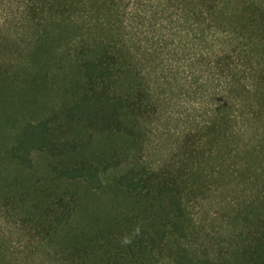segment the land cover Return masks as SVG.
I'll use <instances>...</instances> for the list:
<instances>
[{
  "label": "trees",
  "instance_id": "trees-1",
  "mask_svg": "<svg viewBox=\"0 0 264 264\" xmlns=\"http://www.w3.org/2000/svg\"><path fill=\"white\" fill-rule=\"evenodd\" d=\"M0 264H264V0H0Z\"/></svg>",
  "mask_w": 264,
  "mask_h": 264
},
{
  "label": "rangeland",
  "instance_id": "rangeland-1",
  "mask_svg": "<svg viewBox=\"0 0 264 264\" xmlns=\"http://www.w3.org/2000/svg\"><path fill=\"white\" fill-rule=\"evenodd\" d=\"M211 190L214 191L213 189ZM204 196L206 197L202 196V198L199 199V202H196L195 206L191 208V216L194 223L199 224L200 230H202L200 231V237L211 238V234L214 233V231L217 232L219 230L218 217L221 215L222 210L218 206L211 205V202L206 200L207 196L209 198L213 196L212 192L206 193ZM217 211H219V214L214 215Z\"/></svg>",
  "mask_w": 264,
  "mask_h": 264
}]
</instances>
